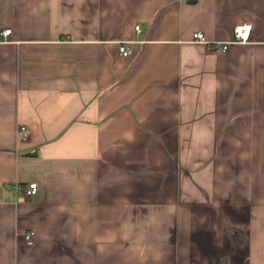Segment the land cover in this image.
Listing matches in <instances>:
<instances>
[{"label":"crops","instance_id":"crops-1","mask_svg":"<svg viewBox=\"0 0 264 264\" xmlns=\"http://www.w3.org/2000/svg\"><path fill=\"white\" fill-rule=\"evenodd\" d=\"M0 264H264V0H0Z\"/></svg>","mask_w":264,"mask_h":264},{"label":"built area","instance_id":"built-area-1","mask_svg":"<svg viewBox=\"0 0 264 264\" xmlns=\"http://www.w3.org/2000/svg\"><path fill=\"white\" fill-rule=\"evenodd\" d=\"M137 29H140V25L136 26ZM12 33V28H5L1 31V35L4 37H8ZM251 33V25L249 24H241L237 25L234 28L233 38L228 41H218V42H211L206 38V35L203 31H195L193 33V41L205 43L210 49L225 51L228 49L229 45L234 42H247L250 38ZM120 51L124 55H130L132 53L131 49L126 43L120 44ZM24 133H28L27 129L23 130ZM38 191V184L36 182H31L28 184L26 188L27 194H35ZM35 235L34 230H29L25 233V237L29 242L33 241Z\"/></svg>","mask_w":264,"mask_h":264},{"label":"water","instance_id":"water-1","mask_svg":"<svg viewBox=\"0 0 264 264\" xmlns=\"http://www.w3.org/2000/svg\"><path fill=\"white\" fill-rule=\"evenodd\" d=\"M196 0H188V2H194ZM27 155H36L37 154V151H30V152H27L26 153Z\"/></svg>","mask_w":264,"mask_h":264}]
</instances>
